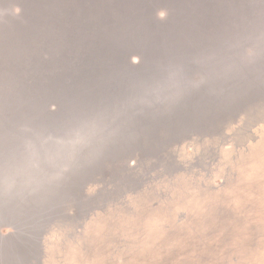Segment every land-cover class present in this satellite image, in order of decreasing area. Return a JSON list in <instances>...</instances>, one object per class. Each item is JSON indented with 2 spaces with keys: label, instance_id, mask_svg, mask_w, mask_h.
Segmentation results:
<instances>
[{
  "label": "rangeland",
  "instance_id": "rangeland-1",
  "mask_svg": "<svg viewBox=\"0 0 264 264\" xmlns=\"http://www.w3.org/2000/svg\"><path fill=\"white\" fill-rule=\"evenodd\" d=\"M70 1L1 0L0 204L264 29V0ZM237 142L203 166L191 161L207 143H188L189 173L147 181L81 234L53 233L44 264H264V126Z\"/></svg>",
  "mask_w": 264,
  "mask_h": 264
},
{
  "label": "water",
  "instance_id": "water-1",
  "mask_svg": "<svg viewBox=\"0 0 264 264\" xmlns=\"http://www.w3.org/2000/svg\"><path fill=\"white\" fill-rule=\"evenodd\" d=\"M79 1L95 11V0ZM261 31L255 32L258 39L247 54L213 59L207 74H196L195 84L156 106L151 116L120 123L118 132L80 149L64 160V167L50 166L48 175L41 170L26 190L3 199L0 214L10 210L12 221L0 233V264H44L45 243L53 233L81 234L95 216L121 203V197L141 193L147 181L187 174L193 163L203 166L221 149L237 147L240 132L248 137L264 126ZM5 61L0 56V65ZM166 129L187 134L161 138L158 131ZM192 141L207 145L194 155L192 165H184L178 156Z\"/></svg>",
  "mask_w": 264,
  "mask_h": 264
},
{
  "label": "bare ground",
  "instance_id": "bare-ground-1",
  "mask_svg": "<svg viewBox=\"0 0 264 264\" xmlns=\"http://www.w3.org/2000/svg\"><path fill=\"white\" fill-rule=\"evenodd\" d=\"M201 134L205 133V132H200ZM158 134L161 138L165 137V138H169V140H174L176 139L179 135L183 136L185 134H187L186 132H182V133H179L178 130H173V129H169V130H165V131H162V130H159L158 131Z\"/></svg>",
  "mask_w": 264,
  "mask_h": 264
}]
</instances>
